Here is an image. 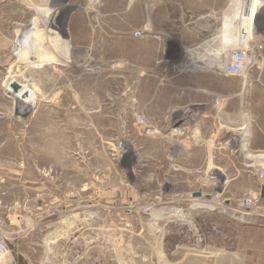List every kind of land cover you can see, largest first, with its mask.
<instances>
[{
    "label": "rangeland",
    "instance_id": "obj_1",
    "mask_svg": "<svg viewBox=\"0 0 264 264\" xmlns=\"http://www.w3.org/2000/svg\"><path fill=\"white\" fill-rule=\"evenodd\" d=\"M230 1L0 0V264H264V8L243 83Z\"/></svg>",
    "mask_w": 264,
    "mask_h": 264
},
{
    "label": "bare ground",
    "instance_id": "obj_2",
    "mask_svg": "<svg viewBox=\"0 0 264 264\" xmlns=\"http://www.w3.org/2000/svg\"><path fill=\"white\" fill-rule=\"evenodd\" d=\"M241 7H242V10H241ZM260 7L264 8V0H232V1H230V5L228 6V8H230V9H232L234 11L235 10H239L240 13L238 15L240 16V18H242V22L239 25V35H237L236 38H232V39L228 38L226 33H224V34L222 33V34L216 36V38L220 37L222 42L225 41V44L222 45V49H221L222 51L221 50L216 51V55L217 56L223 55V53L225 51H228V50H237V51H239V55H236L232 59H230L231 62H232V64H230V65L232 67L233 66L236 67V70L234 71L233 74L234 75L238 74V76L242 77L243 83L247 79V74H248L247 73V69H248L249 65L251 64V62H253V59H252V55H253L252 54L253 53L252 49L254 48L252 46L253 31L255 30L254 27H255V24H256L255 22L257 21V15H258L256 13V11ZM230 21H231V19L228 21L229 22L228 25L230 24ZM242 34H243V37H241ZM261 38H263V37H261ZM226 44H229V45H226ZM27 46H29V45L27 44ZM226 49H228V50H226ZM33 53H35V51H30L29 49L26 48V49L22 50V52L20 53L19 57L22 58V59H25V60L28 59V58H30V59L32 58L33 59V57H34ZM40 59L49 60L50 58L47 57V59L46 58H40ZM51 59H52V57H51ZM209 67L215 68L216 71H218V70L221 71L224 68L223 65L216 64V63L210 64ZM25 86H24V88H25ZM7 89H9V87H7ZM20 90L22 91V89H20ZM24 91H26V90H24ZM17 92L15 94L20 96L21 93L20 92L17 93Z\"/></svg>",
    "mask_w": 264,
    "mask_h": 264
},
{
    "label": "built area",
    "instance_id": "obj_3",
    "mask_svg": "<svg viewBox=\"0 0 264 264\" xmlns=\"http://www.w3.org/2000/svg\"><path fill=\"white\" fill-rule=\"evenodd\" d=\"M7 253L4 242L0 239V258Z\"/></svg>",
    "mask_w": 264,
    "mask_h": 264
},
{
    "label": "water",
    "instance_id": "obj_4",
    "mask_svg": "<svg viewBox=\"0 0 264 264\" xmlns=\"http://www.w3.org/2000/svg\"><path fill=\"white\" fill-rule=\"evenodd\" d=\"M13 88H17V86H13Z\"/></svg>",
    "mask_w": 264,
    "mask_h": 264
}]
</instances>
